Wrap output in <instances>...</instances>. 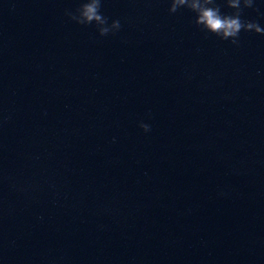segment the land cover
<instances>
[{
	"label": "water",
	"instance_id": "1",
	"mask_svg": "<svg viewBox=\"0 0 264 264\" xmlns=\"http://www.w3.org/2000/svg\"><path fill=\"white\" fill-rule=\"evenodd\" d=\"M83 2L0 0V264H264V35Z\"/></svg>",
	"mask_w": 264,
	"mask_h": 264
},
{
	"label": "clouds",
	"instance_id": "2",
	"mask_svg": "<svg viewBox=\"0 0 264 264\" xmlns=\"http://www.w3.org/2000/svg\"><path fill=\"white\" fill-rule=\"evenodd\" d=\"M225 5L233 12L230 15L222 14L216 0H170L169 13L175 14L184 8L195 14L194 24L202 32L218 37L222 41H230L238 46L241 31L264 35V28L257 22L243 20V9L253 8L254 0H225ZM101 0H84L75 11H66L68 18L81 26L95 25L101 37L110 33L115 34L121 28L119 20L110 25L108 18L100 11ZM143 132L148 133L151 128L148 124L140 123Z\"/></svg>",
	"mask_w": 264,
	"mask_h": 264
}]
</instances>
